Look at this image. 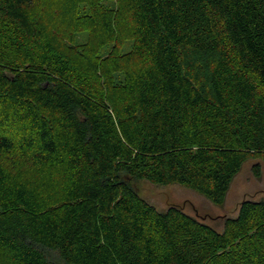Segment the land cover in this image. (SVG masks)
<instances>
[{"label": "trees", "instance_id": "trees-1", "mask_svg": "<svg viewBox=\"0 0 264 264\" xmlns=\"http://www.w3.org/2000/svg\"><path fill=\"white\" fill-rule=\"evenodd\" d=\"M80 1L94 11L73 12V29L88 22L100 45L132 48L80 65L56 35L45 41L39 0H0V17L33 45L21 60L0 47V256L264 264V200H244L217 231L178 206L159 211L132 185L178 184L223 206L244 163L264 162V0H123L120 12ZM6 125L29 128L19 148ZM17 150L50 181L8 170Z\"/></svg>", "mask_w": 264, "mask_h": 264}, {"label": "rangeland", "instance_id": "rangeland-1", "mask_svg": "<svg viewBox=\"0 0 264 264\" xmlns=\"http://www.w3.org/2000/svg\"><path fill=\"white\" fill-rule=\"evenodd\" d=\"M75 2V0L74 3L73 0H39L35 12L39 13L45 22V41L51 37L55 38L54 35H56L62 41L63 51H66L67 55L73 58L74 61L78 60L80 65H85V63L96 64L98 62L102 65L101 60L108 59L115 53V50L118 54H124L132 48V40L120 44V41L113 39L100 45L103 33L95 31L96 28L90 27L88 22H85L82 28L73 29L71 27V24H73V12L75 13V18L81 20L87 18L94 11L85 1L79 0L78 4ZM100 6L118 10L119 12L125 7L123 0H101ZM77 16L84 17L78 18ZM125 16L126 13L123 12L121 17L124 18ZM54 21L58 27H48ZM128 28L126 27V31L130 29ZM21 35L14 24L0 17V47L5 48L6 53L11 55V57L20 60L33 53L32 42L24 40ZM45 41L43 40V44H45ZM93 76L94 73L92 72L89 78L93 80ZM98 77L101 83L104 80L103 74L98 75ZM118 77L121 79L122 75H118ZM21 126L18 129H14L10 125H6L7 133L12 136L17 134L15 139L17 140L18 148L21 143L18 142L19 138L23 137L29 130L26 127L21 131ZM18 153L19 150L14 152V155H9L8 158L7 156L2 158L4 159L3 161L7 158L6 165L8 166H5L8 170L21 175L25 181L35 180L40 183H48L50 181L47 174L43 173L44 170L42 168L32 165V163H29L31 160L26 159V157L31 158V153H26V156H18ZM19 160H22V165H18ZM256 164L261 166L260 178H257L253 171ZM132 185L142 198L154 205L159 211H164L169 206L175 205L182 208L186 213L198 217L211 225L217 231H222L226 219L237 216L239 207L244 200H264V162L260 159H251L244 163L240 173L230 187L223 206H216L199 193L178 184L159 185L140 180L134 181ZM0 264H14V262L9 256L2 254L0 256Z\"/></svg>", "mask_w": 264, "mask_h": 264}]
</instances>
